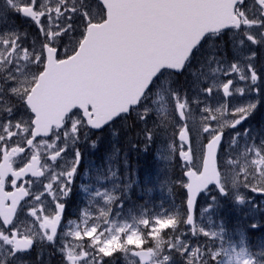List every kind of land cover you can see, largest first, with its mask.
<instances>
[{
    "label": "snow or ice",
    "instance_id": "6c2138e0",
    "mask_svg": "<svg viewBox=\"0 0 264 264\" xmlns=\"http://www.w3.org/2000/svg\"><path fill=\"white\" fill-rule=\"evenodd\" d=\"M261 105L264 0H0V264H264Z\"/></svg>",
    "mask_w": 264,
    "mask_h": 264
},
{
    "label": "trees",
    "instance_id": "16d2710c",
    "mask_svg": "<svg viewBox=\"0 0 264 264\" xmlns=\"http://www.w3.org/2000/svg\"><path fill=\"white\" fill-rule=\"evenodd\" d=\"M154 152L155 149H153V153ZM153 153L142 154V155H136L135 153H133L130 157V167L133 171L134 178L138 179V182L142 186L148 185L149 182L154 183L153 181L155 178L156 168L158 167V162L156 161ZM178 172L179 169H177V173ZM139 190H137V192H139ZM150 200L151 203L155 204L156 206H159L161 201H163L165 206H167L170 202V198L168 196L166 189L161 190L159 186H157L155 191L150 194ZM255 237L257 238L256 242H258V240L259 241L264 240V232H259V231L256 232ZM119 264H122V262H119Z\"/></svg>",
    "mask_w": 264,
    "mask_h": 264
},
{
    "label": "rangeland",
    "instance_id": "374dc122",
    "mask_svg": "<svg viewBox=\"0 0 264 264\" xmlns=\"http://www.w3.org/2000/svg\"><path fill=\"white\" fill-rule=\"evenodd\" d=\"M250 126L255 129L264 128V105H261L258 108L257 112L255 113L254 118L250 121ZM102 154L103 152L101 150L100 152H97L93 155L86 156L85 164L87 165L89 162L96 163V164L100 163V156ZM158 172H159V168L157 167L155 171V178L153 181L154 183H156L155 181H157L158 179ZM79 184H80V180L78 179L76 181V185L74 186V192H76V194L72 197V202L69 206V212L71 213L75 212L76 205L80 203L81 197H80L79 192L77 191ZM137 190L139 189L137 188ZM252 195L256 196L257 194H252ZM257 199L259 200L261 198L257 197ZM221 218L223 219V222L225 223L226 226H228L229 228H232L240 220V214L233 212L230 206L225 205L222 209L219 210L216 216L213 217V219L216 220L217 223L220 222ZM255 235L252 236L253 243H257L256 242L257 238L255 237Z\"/></svg>",
    "mask_w": 264,
    "mask_h": 264
}]
</instances>
